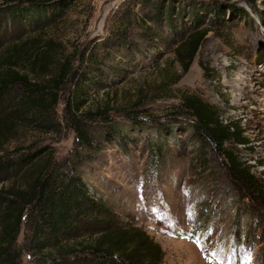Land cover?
Listing matches in <instances>:
<instances>
[{"label":"rangeland","instance_id":"374dc122","mask_svg":"<svg viewBox=\"0 0 264 264\" xmlns=\"http://www.w3.org/2000/svg\"><path fill=\"white\" fill-rule=\"evenodd\" d=\"M20 1L0 0V52L35 39L77 74L51 121L13 115L20 119L8 125L0 156H85L88 188L120 225L143 229L162 247V264H264V208L249 210L219 150L199 142L188 116L173 115L183 94L201 96L243 131L246 144L226 146L264 180V0H54L51 13H9L29 5ZM202 21L209 34L183 75L175 50ZM19 71L37 83L51 76ZM85 81L79 110L68 112ZM14 104L12 96L0 103V115ZM78 122L91 135L89 149L77 140Z\"/></svg>","mask_w":264,"mask_h":264},{"label":"trees","instance_id":"16d2710c","mask_svg":"<svg viewBox=\"0 0 264 264\" xmlns=\"http://www.w3.org/2000/svg\"><path fill=\"white\" fill-rule=\"evenodd\" d=\"M25 1H29L28 6L16 5L7 10L29 17L51 13L57 5L51 4L54 0ZM168 7L165 13L168 22H172L173 11ZM160 11L164 13L159 8ZM204 24L200 22L175 50L183 75L209 34ZM53 59L48 50L40 49L35 39L16 42L1 50L0 103L12 96L15 108L8 115H0V151L6 145L3 139L13 131L8 125L20 119L13 115L41 125L56 115L64 86L77 72L71 61ZM200 65L205 77L214 74L207 64ZM20 68L51 76L37 83ZM87 83L77 89L68 112L71 113L70 107L79 110V94L83 95ZM180 101V109L173 115L178 119L188 116L199 142L219 150L232 180L249 201L246 204L249 210L255 204L264 208V180L257 178L251 167L226 146L232 141L246 144L243 131L233 121H224L218 109L199 95L185 93ZM74 128L78 142L88 149L92 147L89 131L79 122ZM113 131L118 132L116 127ZM159 156L162 155L153 156L156 165L160 163ZM88 161L85 156H70L59 162L55 156H0L1 184L9 179V172L20 170L10 186L3 185L0 189V264H162V247L143 229L120 225L118 216L88 188L81 173ZM25 255L29 256V263L24 262Z\"/></svg>","mask_w":264,"mask_h":264}]
</instances>
